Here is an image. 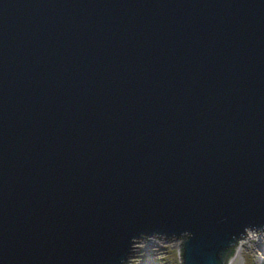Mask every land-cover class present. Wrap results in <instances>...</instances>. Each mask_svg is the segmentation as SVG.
Listing matches in <instances>:
<instances>
[{
	"label": "water",
	"instance_id": "95a60500",
	"mask_svg": "<svg viewBox=\"0 0 264 264\" xmlns=\"http://www.w3.org/2000/svg\"><path fill=\"white\" fill-rule=\"evenodd\" d=\"M264 231V0H0V264H225ZM148 240V239H147Z\"/></svg>",
	"mask_w": 264,
	"mask_h": 264
},
{
	"label": "rangeland",
	"instance_id": "374dc122",
	"mask_svg": "<svg viewBox=\"0 0 264 264\" xmlns=\"http://www.w3.org/2000/svg\"><path fill=\"white\" fill-rule=\"evenodd\" d=\"M182 240V237L168 240L161 236L157 238L154 235L139 238L132 244V248L130 249L136 250L137 252L131 256L129 255L127 264H180L179 246ZM240 242L242 246L236 252V257L234 256L235 260L233 259L234 262L232 261V264H255L256 259L259 264H264L263 230L246 231L245 234L235 242V245Z\"/></svg>",
	"mask_w": 264,
	"mask_h": 264
},
{
	"label": "bare ground",
	"instance_id": "6f19581e",
	"mask_svg": "<svg viewBox=\"0 0 264 264\" xmlns=\"http://www.w3.org/2000/svg\"><path fill=\"white\" fill-rule=\"evenodd\" d=\"M248 231V230H247ZM263 238V237H262ZM154 242V241H153ZM145 245V244H144ZM242 245H241V242L240 243H238L237 244V247H236V250H235V252H234V254H233V256L231 257V259L227 262L226 261V263L225 264H232V261H233V259H234V256H235V254H236V252L240 249V247H241ZM142 247V246H141ZM132 248V247H131ZM241 251V250H240ZM135 252H137L136 250H131L130 251V256L131 255H133ZM137 254V253H136ZM240 254V253H239ZM236 257V256H235ZM251 257V256H250ZM235 260V259H234ZM259 260V259H258ZM234 262V261H233ZM255 264H259L258 263V261H257V259H256V261H255ZM261 264V263H260Z\"/></svg>",
	"mask_w": 264,
	"mask_h": 264
},
{
	"label": "trees",
	"instance_id": "16d2710c",
	"mask_svg": "<svg viewBox=\"0 0 264 264\" xmlns=\"http://www.w3.org/2000/svg\"><path fill=\"white\" fill-rule=\"evenodd\" d=\"M236 246H237V245L234 244V246L232 247V252H231V254H230L231 256H230V258L227 260V262H228V261L231 259V257L233 256V254H234V252H235V250H236ZM233 250H234V251H233ZM180 252H181V251H180Z\"/></svg>",
	"mask_w": 264,
	"mask_h": 264
}]
</instances>
